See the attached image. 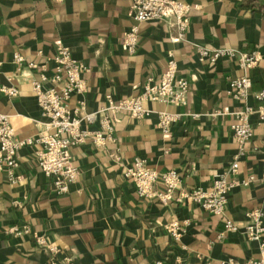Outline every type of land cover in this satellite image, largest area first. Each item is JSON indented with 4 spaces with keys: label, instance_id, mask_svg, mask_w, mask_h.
<instances>
[{
    "label": "crops",
    "instance_id": "0c3cea01",
    "mask_svg": "<svg viewBox=\"0 0 264 264\" xmlns=\"http://www.w3.org/2000/svg\"><path fill=\"white\" fill-rule=\"evenodd\" d=\"M181 1L191 7L183 41H170L166 21H145L139 25L137 50L128 53L122 40L132 24L131 0H0V86L11 84L18 90L13 97L0 93V112L10 115L20 139L34 137L44 121L31 86L39 69L27 64H45L51 74L58 42L89 68L83 74L85 91L68 100L72 109L82 106L94 112L106 105V95L115 101L138 95L148 77L160 81L169 53L177 75L189 83L184 106L143 103L154 111L183 114L168 135L157 128L155 112L142 119L121 112L113 142L97 148L87 140L73 147L79 175L63 195L55 193L51 178L38 167L37 145L20 149L17 179L0 173V264H44L49 254L37 246L33 233L58 246L59 258L68 257L73 264H154L157 259L168 264H229V259L244 264L260 257L258 242L242 232L248 212L264 213V121L257 114L250 116L255 135L246 141L235 175L238 181L253 180L230 190L224 216L177 201L176 193L167 203L141 198L124 176L139 157L159 172L177 171L185 188L207 189L216 173L229 168L237 150L231 116L208 114L238 106L227 90L229 80L243 72L231 59L200 63L197 46L258 50L262 58L249 71L248 104L257 106L252 92L264 89V0ZM14 52L25 59L20 71L12 61ZM82 126L99 128L97 122ZM162 187L159 183L156 189ZM224 218L239 229L219 238ZM173 221L184 230L179 239L163 229ZM12 225L27 226L30 234L13 235L7 231Z\"/></svg>",
    "mask_w": 264,
    "mask_h": 264
},
{
    "label": "built area",
    "instance_id": "2783aa9c",
    "mask_svg": "<svg viewBox=\"0 0 264 264\" xmlns=\"http://www.w3.org/2000/svg\"><path fill=\"white\" fill-rule=\"evenodd\" d=\"M61 2L63 0H49ZM190 5L181 0H131L132 24L123 35L122 44L128 53H135L139 43V25L145 21L164 20L167 22L173 43L181 42L190 25ZM197 57L200 63L215 64L219 59L235 60L242 74L229 80L227 94L238 104L231 111L214 110L209 116L228 114L231 116L230 132L232 140L237 145L236 153L226 170L216 173L212 184L207 189L185 188L182 178L175 170L159 172L148 166L144 158L135 157L130 166L125 168L124 176L131 180L137 194L141 198H158L167 203L176 193L177 201L188 200L198 205L200 209L216 216H224L228 202V194L236 185H248L253 176L243 181H238L235 175L238 171L240 158L245 154V143L254 134L250 124V116L257 114L264 121V89L252 92L257 106L248 104V96L252 87V79L249 71L256 67L262 58L258 50L239 51L233 47H220L210 49L197 46ZM23 56L14 52L12 61L20 71L24 63ZM53 69L47 74L45 64L28 63L31 69H39L38 77L31 80L32 90L35 94L41 114L44 118L42 128L34 137L20 139L15 134V129L10 121V115L0 112V173L5 172L11 179L14 169L17 167V154L20 149L29 145H37L34 159L46 177L51 178L54 191L57 195L68 192L70 183L77 180L79 175L77 167L73 164L71 149L80 146L87 140L101 148L108 142L114 141L115 125L121 112L129 113L135 119L148 117L151 113L157 114V128L163 135H168L171 128L183 114L154 111L143 106L144 102H159L173 106L187 104L189 95V83L184 77L177 75V63L171 53L168 54L166 65L161 74L160 81L155 82L148 77L142 91L135 96L113 100L111 95H106V105L98 111L85 112L82 106L70 108L68 100L71 96L81 94L86 86L83 74L89 68L77 60L70 48L58 42L55 53L52 56ZM10 81L11 78H8ZM49 86H46V84ZM0 93L8 97L16 96L17 88L11 84L0 86ZM189 115V114H187ZM190 116H199L190 114ZM98 123V129H89L82 125ZM161 183L163 187L157 190ZM248 221L243 226V234L248 240L257 241L260 249V257L251 259L244 264H264V213L261 209H253L247 213ZM163 229L175 239H179L184 230H180L177 222H169L163 225ZM239 227L230 219H223V230L218 237L226 233L237 231ZM7 231L13 235L21 236L30 234L27 226L12 225ZM33 238L38 247L49 254L44 264H73L70 258L60 259L58 246L46 244L41 236L33 233ZM229 264H234L232 259ZM154 264H168L162 259H157Z\"/></svg>",
    "mask_w": 264,
    "mask_h": 264
}]
</instances>
